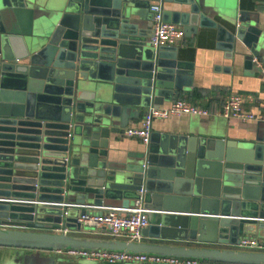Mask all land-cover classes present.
I'll return each instance as SVG.
<instances>
[{
    "label": "water",
    "instance_id": "obj_1",
    "mask_svg": "<svg viewBox=\"0 0 264 264\" xmlns=\"http://www.w3.org/2000/svg\"><path fill=\"white\" fill-rule=\"evenodd\" d=\"M154 1L185 35L209 33L225 58L262 70L264 29L219 0H0V245L264 264V250L236 247L244 234L264 238V124L247 139L190 124L152 131L133 159L110 151L143 108L193 85L179 46L150 42ZM140 196L142 240L89 234L78 220L92 205ZM59 260L36 250L14 264Z\"/></svg>",
    "mask_w": 264,
    "mask_h": 264
},
{
    "label": "crops",
    "instance_id": "obj_2",
    "mask_svg": "<svg viewBox=\"0 0 264 264\" xmlns=\"http://www.w3.org/2000/svg\"><path fill=\"white\" fill-rule=\"evenodd\" d=\"M230 9L243 10L251 14L252 19L264 29V0H219ZM168 6V4H166ZM171 6V5H169ZM221 18V17H220ZM152 26V20L149 22ZM153 29V28H152ZM179 57L194 62L193 85L189 90H181L176 97H184L194 103L209 108V114L187 113L174 114L164 119H155L153 132H188L193 124L197 132L230 139H247L255 135L263 119L242 120L226 117L221 114L223 101L231 91L247 94L248 108L258 115H264V68L259 71L255 65L246 68L242 60L228 59L223 50L216 48L215 39L204 31L185 35L177 44ZM264 67V55L258 56ZM256 62V61H255ZM175 97V98H176ZM171 100H165L168 104ZM148 107L143 108L138 117L130 119L129 124L138 123ZM110 151L118 159L129 160L132 154L145 145L141 138L119 133L113 136ZM132 158V157H131ZM133 159V158H132ZM131 160V159H130ZM108 204V203H105ZM120 205L111 203V205ZM93 230L97 231V228ZM93 232L94 235L111 237L104 230ZM74 234H88L80 231H69ZM85 232V231H84ZM91 233V234H93ZM146 264V263H145ZM216 264V263H215Z\"/></svg>",
    "mask_w": 264,
    "mask_h": 264
},
{
    "label": "built area",
    "instance_id": "obj_3",
    "mask_svg": "<svg viewBox=\"0 0 264 264\" xmlns=\"http://www.w3.org/2000/svg\"><path fill=\"white\" fill-rule=\"evenodd\" d=\"M153 12L152 28L153 32L150 42L154 46L161 44H178L185 36L182 25L173 21H167L163 18V4L161 1H154L151 5ZM257 65L262 69L263 62L258 57H254ZM247 94L237 91H231L225 97L221 114L226 117H236L242 120L263 119L264 115H258L254 110L248 108ZM199 113L209 114V108L194 103L184 97H176L168 104L151 105L144 112L142 119L138 123L128 124L124 129V134L141 138L147 143L150 140L153 131V122L155 119H164L174 114ZM142 192V189L140 190ZM78 205V203H74ZM91 206L90 204H87ZM79 215L78 220L85 226V231L94 232V228L104 230L111 237L123 238L127 240H142L144 238L143 228L149 224L147 211L143 197L135 199L134 204L111 205L101 204L92 205ZM90 227V228H88ZM60 230L71 231L68 227L62 226ZM236 247L250 250H264V238L253 234H244L240 237ZM67 253L72 256H82L89 260H95L99 263H122V262H144L147 264H212L211 260L197 257H182L175 255H163L157 253H148L140 251H129L110 248H85L71 247L54 249L56 256H62Z\"/></svg>",
    "mask_w": 264,
    "mask_h": 264
},
{
    "label": "rangeland",
    "instance_id": "obj_4",
    "mask_svg": "<svg viewBox=\"0 0 264 264\" xmlns=\"http://www.w3.org/2000/svg\"><path fill=\"white\" fill-rule=\"evenodd\" d=\"M90 228V227H88ZM28 248L23 247H12V246H2L0 245V264H14L17 263L16 257L20 254L21 256L27 252ZM39 250L41 254L45 256L55 255L53 249H38L35 248L33 251ZM60 259V264H96L93 260H89L82 256H72L64 253L62 256H57ZM58 263V264H59ZM122 264H145L144 262H122ZM147 264V263H146ZM215 264V263H212Z\"/></svg>",
    "mask_w": 264,
    "mask_h": 264
},
{
    "label": "trees",
    "instance_id": "obj_5",
    "mask_svg": "<svg viewBox=\"0 0 264 264\" xmlns=\"http://www.w3.org/2000/svg\"><path fill=\"white\" fill-rule=\"evenodd\" d=\"M89 234H91V233H89ZM33 249H35V248H28L27 250L28 251H33ZM56 256V255H55ZM56 258H57V256H56ZM212 262H214V263H219V262H216V261H212ZM99 264H109V263H99ZM113 264H122V263H113Z\"/></svg>",
    "mask_w": 264,
    "mask_h": 264
}]
</instances>
